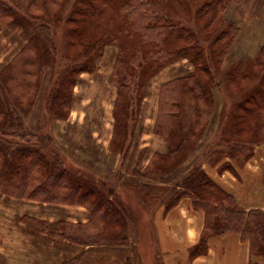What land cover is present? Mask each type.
Masks as SVG:
<instances>
[{
    "label": "trees",
    "instance_id": "trees-1",
    "mask_svg": "<svg viewBox=\"0 0 264 264\" xmlns=\"http://www.w3.org/2000/svg\"><path fill=\"white\" fill-rule=\"evenodd\" d=\"M235 1L206 0L201 5L198 21L203 22L205 31L201 32L207 34L204 40L195 28L171 13V0H31L26 7L15 0H0V27L24 39L0 70V195L41 204L81 206L90 214L87 223H47L27 215L22 221L84 247L136 244L127 233L135 215L111 184L119 180L135 189H164L156 211L161 207L169 211L188 197L193 210L204 213V229L199 242L190 249L191 260L207 255L211 237L239 234L250 244V264L264 262V211L242 208L232 194L213 181L204 162L193 165L172 186L155 187L138 181L129 185L120 174L140 130V114L150 83L165 68L189 60L194 71L160 85L153 134L171 147L166 153L155 152L141 171L138 167L148 154V149H142L134 177L171 176L195 153L207 127L213 126L214 88L222 84L216 73L241 31L234 24L219 27V31L216 28ZM255 15L264 16V0H256ZM59 28L66 38L63 51L55 41ZM109 45L118 47L110 76L111 85L118 91L110 147L123 161L117 175L106 178L87 167L73 169L56 151L48 157L43 149L46 140L52 142V138L42 133L46 124L31 130L27 129V120L43 77L51 71L45 111L50 114V122L68 121L81 75L94 72ZM223 82L235 101L228 111L221 108V140L211 143L203 156H213L214 166L226 158L243 165L264 144V46L255 57L228 72ZM185 94L193 99L195 119L190 125ZM229 168L232 170L225 163L220 171ZM68 263L79 264V260ZM125 264H133L131 258Z\"/></svg>",
    "mask_w": 264,
    "mask_h": 264
},
{
    "label": "rangeland",
    "instance_id": "rangeland-1",
    "mask_svg": "<svg viewBox=\"0 0 264 264\" xmlns=\"http://www.w3.org/2000/svg\"><path fill=\"white\" fill-rule=\"evenodd\" d=\"M29 1L31 0H15L17 4L23 5L25 7ZM171 1H173L171 13L177 15V19L181 20V22L185 25L195 28L201 37L204 38V40H207V34H203L201 32L205 31L203 22L198 21V10L206 0ZM255 10L256 0H236L235 3L230 5L229 9L223 16V22H220L221 26L219 25L216 28V31H219V27H224L228 24H234L235 26L240 27L241 31L237 43L232 48L220 71L216 73L217 80L222 82V84H219L217 88H214L216 111H214L215 115L214 120L212 121L213 126L207 127L199 143V146L196 148L195 153L190 154L188 160L184 163V167L187 169H191V167L197 164L199 161L204 162V164H208L207 162L212 164L211 161H213L214 157H207L208 153L204 157L203 153L210 145H213L221 140V130L218 132L219 123L222 119V115L221 119L219 115L221 108L223 107L226 111H228L232 107L233 101H235V99L228 95V89L224 87L225 83L223 80L225 75L228 72H232L234 67L239 63H242L244 60L255 57L259 50L264 46V16H256ZM212 34H216V32ZM21 39V34L9 33L0 27V70L6 66L16 54L18 51L17 49L20 48L19 46L21 43L19 40ZM55 41L57 42L58 48L63 51L66 44V38L64 31H62L61 28L58 30ZM205 44L208 45V41H206ZM117 54L118 47L114 45L107 46L103 56L98 60V66L94 72L84 73L81 75L80 80L75 88L74 105L68 121L56 120L54 122H50V114L45 111L47 108V105H45V93L50 87L51 71H48L44 75L40 94L37 98L36 105L32 110L33 113L27 120V129L35 130L36 125L44 123L46 124L44 129L45 131L42 133L44 136H50L52 138V142L46 140V147L43 149V152L46 153L48 157L56 151L69 163V165L71 163L70 166L73 169L79 170L82 169L79 167H87L88 170H92L94 173L101 176L102 174H107L116 168L112 162L100 165L96 163L85 165L78 162L83 158H87L88 156H93L92 159H95L99 153L100 155H106L102 153L101 150H99L100 147L103 148V143L99 144L98 141L101 139L106 141V136L109 131L113 132V110L114 103L118 96V91L116 86L111 85L110 76L113 71L115 61L114 59L117 57ZM192 71H194V67L190 61L182 60L170 66L169 68L162 70L157 75V77L151 81L150 87L148 89V95L144 100L142 112L140 114V130L137 131L135 138L136 147L138 145L142 146L143 143L151 141L156 143L158 147L164 142L165 144L163 147H167V151L170 149L171 145L169 142L164 141L153 134V127L156 121L158 110V90L163 82H166L177 76H184ZM240 73H242V71H240L238 74ZM226 81L227 80L225 79V82ZM237 99L238 98H236V100ZM183 102L185 103L186 107V119L190 125L195 119L194 111L192 110V96L185 94V96H183ZM262 114V125H264V112H262ZM262 130L264 131L263 127ZM47 142L48 144H46ZM212 147L216 149V146ZM148 149L152 150L153 148ZM103 152L108 153L110 156L115 155V157H119V155L116 156V153L111 151V147L110 153L107 151ZM151 153L154 154L155 152ZM163 153L166 152L163 151ZM129 155L130 153L126 157L127 159H125V161H127L131 156ZM110 161L114 160L112 159ZM121 161H123L122 158H120V162ZM72 163L75 164L72 165ZM119 166L120 163L117 166L116 171H113V175L117 172ZM124 167L125 165L122 167V171L120 173L122 174V177H126L125 175L130 173V171L129 173H126L127 171H123ZM118 178L119 177L117 176L116 179ZM177 178H179V175L177 171H175L171 174V178L168 175L163 176V178L161 177L162 180H159V177L152 178L153 181L149 182V184L151 186L161 187L160 184L156 183L169 182L170 180L174 181ZM111 184L114 185L117 194L120 193L122 195L124 206L129 208V210L133 212V215H135V222L130 224L127 232L130 238L136 243L129 245V251H131L130 254H132V263L162 264L161 253L157 245L158 236L156 227L154 225V217L160 209L159 208L156 211L160 204L159 199L163 194L164 189L155 188V191H151L150 189H135L133 187H127L126 185L119 183V180L112 181ZM127 184L130 185V183ZM23 200L27 199L7 198L0 195V264H29L31 262L30 260H27L28 256L24 255V251L18 249L17 242L11 241V238L8 236L12 226L19 225V222L15 218L12 219V216L19 213L17 211L19 209L18 203H21L23 206ZM6 219H8V221ZM105 251V255L108 256V253L116 252L117 250H110L107 248Z\"/></svg>",
    "mask_w": 264,
    "mask_h": 264
},
{
    "label": "crops",
    "instance_id": "crops-1",
    "mask_svg": "<svg viewBox=\"0 0 264 264\" xmlns=\"http://www.w3.org/2000/svg\"><path fill=\"white\" fill-rule=\"evenodd\" d=\"M21 40L23 41L24 39ZM112 136L113 132L109 131L106 141L102 139L98 141L99 144L103 143V148L98 147L99 150L106 155H100L99 153L95 159H92L93 156H88L81 159L78 163L85 165L96 163L100 165L112 162L116 168L107 174H102L106 178L112 177L113 171H116L121 158L119 154H116V156L119 155L117 158L115 155H112V157L108 153L103 152L107 151L110 153L109 142H111ZM153 143L150 141L137 147L134 143L130 151L131 156L129 155V159L125 162L123 171H127L126 173L130 171V173L125 175L126 177H122L124 182L136 183L138 181L139 183L149 184V182L153 181L152 178L148 177L137 179L133 174L134 169L137 168L139 154L142 149L153 148L154 150L148 149L145 161L138 167L141 171L146 167L151 155H153L151 152H168L167 147H163L164 142L159 147L156 143ZM112 159L114 161H110ZM225 163H228L232 170L229 168V170L221 172L220 168ZM184 166L181 168H184ZM203 167L214 182L236 198L237 203L242 208L246 210L261 209L264 211V144L257 147L254 156L243 165L226 158L215 166L208 163L204 164ZM181 168L177 171L179 178L189 170L186 167L184 170ZM179 178L174 181L169 179V182L156 184L169 186L176 183ZM159 180L162 179L159 178ZM23 202V206L18 203L19 209L17 211L19 213L12 216V219L15 218L19 225H13L8 236L11 241L17 242L18 249L23 250L24 255L28 256L27 260L31 261L29 264H66L72 261L76 263L78 260L79 264H125L127 258L132 259L129 245L84 247L43 233L34 225L21 220L23 216L27 215L49 223L57 221L87 223L90 220V214L85 208L41 204L29 200H23ZM6 220L8 221V219ZM154 225L157 230L162 264H250V244L248 241H242L239 234L211 237L208 240L207 255L200 256L194 260L190 259V249L199 242L204 229L205 215L201 211L193 210L192 200L188 197L183 198L176 207L169 211H165L164 207H161L154 217ZM107 248L117 251L108 253L109 255L106 256L105 249Z\"/></svg>",
    "mask_w": 264,
    "mask_h": 264
}]
</instances>
